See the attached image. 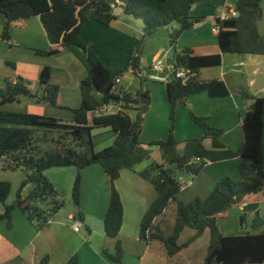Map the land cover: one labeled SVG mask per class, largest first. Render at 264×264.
<instances>
[{
  "label": "trees",
  "instance_id": "16d2710c",
  "mask_svg": "<svg viewBox=\"0 0 264 264\" xmlns=\"http://www.w3.org/2000/svg\"><path fill=\"white\" fill-rule=\"evenodd\" d=\"M117 1L125 15L143 21L144 30L138 46L129 51L126 67L112 72L81 37V31L88 22L96 21L110 26L117 19L113 14L114 5L107 0H0V14L6 20L1 34L3 41H11V29L15 22L35 17L39 19L49 42L48 50H36L37 55L56 56L75 46L84 51L89 64L88 74L80 84L81 105L73 110L74 120L71 122L5 108L19 104L21 98L58 107L60 89L51 83L52 68H43L39 92L33 93L31 82L22 77L15 82L6 79L0 86V159L9 156L12 162L8 168L25 167L30 170L32 174L29 180L35 184V189L27 198L19 195L13 204L6 205L11 185L0 182V203L4 204L0 224L7 221L11 227L12 213L18 208L39 231L44 230L49 226L52 215L63 207V202L58 200V192L44 172L58 167L78 168L73 199L79 205L81 172L92 165H100L110 184L109 207L103 227L108 237L117 239L124 221V205L116 182L123 170L136 171L139 165L150 160L151 148L158 146L162 162H153L138 172L141 178L152 184L158 195L142 218L140 239L147 245L154 242L161 244L171 259L208 229L210 245L204 264H264V232L225 236L217 225L218 219L234 207L254 202L260 196L264 198V97H254L247 91L240 93L253 103L242 121L243 143L237 152L222 143L221 129L212 127L208 118L195 115L187 105L191 95L201 92L212 99L230 95L223 80L203 81L199 77L202 68L221 64V53L264 56V36L258 30L264 0H238L235 7L238 17L216 19L219 54L200 57L195 56L191 49L181 52L174 49L173 71L186 69L191 72V77L186 82L171 78L165 84L171 119H174L177 107L182 105L188 109L191 120L204 131V138L184 142L183 153L178 151L179 143L174 136L173 125L165 140L151 144L141 142L143 115L150 104V93L142 89L132 93L118 89L117 85L129 67L138 74V55L145 39L166 29L170 32L173 46L184 32L201 22L202 18L191 14L198 0ZM174 21L176 25L170 28ZM110 105L119 110L107 112ZM134 109L137 114L132 118L128 111ZM95 128H111L115 136L113 144L96 151L92 134ZM205 139H211L212 148L204 145ZM236 157L241 158L239 181L225 177L207 198H196L189 203L178 200L183 187L180 178L184 173L197 176L208 163ZM47 203L49 209L45 208ZM172 203L176 205V221L171 235H167L161 222ZM75 218L83 220L84 215L79 211ZM186 228L195 230L196 234L185 245H179V236ZM114 251V255L107 250L104 254L114 264H125L120 241L116 243ZM41 264H49V257H44ZM66 264H80L78 255H73Z\"/></svg>",
  "mask_w": 264,
  "mask_h": 264
},
{
  "label": "crops",
  "instance_id": "0c3cea01",
  "mask_svg": "<svg viewBox=\"0 0 264 264\" xmlns=\"http://www.w3.org/2000/svg\"><path fill=\"white\" fill-rule=\"evenodd\" d=\"M225 2L235 8L238 0L215 2L198 0L192 8L191 14L193 17L202 18L201 22L195 24L193 29L184 32L173 48L179 52L191 49L195 56L200 57L219 54L218 34L213 32V28L216 26V18ZM113 14L117 19L110 26L102 25L96 21L88 22L81 31V37L94 50L103 64L110 71L116 72L126 67L129 51L137 47L138 40L143 37L144 25L132 21V17L125 15L120 6L114 7ZM5 22V17L0 14V86L6 79L15 82L18 77H22L32 84L40 83L43 68L50 67L52 68L51 83L60 89L58 107L49 104H30L25 110L16 109L14 105L5 108L50 116L67 122L73 121V110L81 105L82 100L80 84L89 71L84 51L72 46L56 56H39L36 54V50H48L49 48L46 33L39 19L33 17L15 22L11 29V41L9 42L1 39ZM168 41H170V32L166 29L158 31L152 38L145 39L141 53L138 55L140 70L138 74H135L129 67V75L123 76L119 80L118 84L121 89L135 93L139 89L137 85L134 86L137 78L142 80L141 77H144L146 83L154 62H166L168 59L170 50ZM136 57L137 54L134 58ZM221 57L222 62L219 66L202 68L199 77L203 81L223 80L230 95L225 98L212 99L207 93L201 92L191 95L187 100V105L195 115L208 118L212 127L221 129L223 131L220 138L222 143L226 148L237 152L243 143L242 121L253 103L252 100L241 96L240 93L247 91L254 97H264V56L221 53ZM163 86L164 90L160 88L159 95L156 97L157 111L159 114L162 112L168 114L170 105L166 101L165 84ZM150 97L146 122H148V116H154L152 115V94ZM20 103L23 102L20 101ZM182 108L185 107L182 105L177 107L178 114L185 112ZM131 111L137 114L135 109ZM188 128L191 129V138H204V131L196 124H188ZM187 137L184 138L185 141L189 139ZM112 138H115L114 133ZM178 143L182 145L181 142ZM204 145L208 149L212 148L211 139H205ZM161 162L162 158L158 160V163ZM240 163V157L208 163L204 171L217 167L219 171L218 174H214L215 176H212L209 171L207 173L202 171L199 175L192 176V180L188 179L187 181H184L185 178L181 176L183 187L178 195V200L189 203L196 198H207L222 178H233L232 175L240 178ZM136 171L123 170L120 179L116 182L124 205V221L117 239L108 237L103 227L110 200L108 176L102 167L92 165L81 172V202L88 199L97 217L94 223L91 220L92 216L87 214L89 212L83 213L84 218L81 221L87 229L89 237L83 238L79 236L81 231L76 233L71 228L74 234H78L76 236L80 238L78 245L73 247L64 231L67 227L62 221L54 219L44 230L37 231L22 212L14 210L12 226L9 227L7 221L0 224V264H39L43 255H50L49 264H66L75 254L78 255L80 264H114L104 254V251L107 250L108 253L114 251L118 241L121 242L126 254L140 257L138 264H188L182 260L178 261L182 258V250L169 259L164 247L159 243L157 244L161 248L160 252L154 249L155 242L147 245L145 249L144 242L140 239V224L144 214L158 195L152 184L138 175L141 170L137 169ZM56 174L64 177L67 185L70 181L74 183L77 176L76 169L59 171ZM47 178L56 188V182L52 180L51 176L48 175ZM56 189L58 191V188ZM254 202H259L264 207L263 197H258ZM234 208L240 209L239 206ZM231 210L217 221L218 228L223 235L243 236L264 232V227L258 230L252 229L253 215H251L246 220L244 229L247 231L251 228L253 232L243 233L238 214ZM3 212L4 206L0 204V214ZM72 216L73 214L69 215V220ZM46 234H49L50 239L44 237L47 236ZM150 248H153V252ZM182 259L184 260V258Z\"/></svg>",
  "mask_w": 264,
  "mask_h": 264
},
{
  "label": "rangeland",
  "instance_id": "374dc122",
  "mask_svg": "<svg viewBox=\"0 0 264 264\" xmlns=\"http://www.w3.org/2000/svg\"><path fill=\"white\" fill-rule=\"evenodd\" d=\"M261 7H262V18L258 22V30H259L260 34L262 36H264V1H262ZM132 21H134V22L137 21V22H140L144 25L143 21L140 19H135L132 17ZM128 71H129V69L126 72H124V74L120 77V79L123 76H128L129 75ZM116 72H119V71H116ZM119 80H118V83H119ZM125 80H128V79L125 78ZM136 85H137V88H139L137 91H139L140 89H142L144 91H148L150 94H152V100H153L152 101V104H153L152 115H154V116L153 117L148 116V118H147L148 122H146V116L148 113L146 112L143 115L144 116V124H143L142 134L140 137V140L142 143L151 144L155 141L165 140L170 133V129H171L172 125L174 127V136L178 142H181L180 144H182L185 141L184 138H186L187 136H189V137H187V138H189L188 140L193 139L190 137V136H192V133H191V129L188 128V124L189 125H195V124L191 120V116H190L187 108H182L185 110V112H183V114H178L177 110H176L177 114L175 113L174 119H171L170 110H169L168 114L166 112H162L161 114L158 113V111H157L158 110V103H157L156 97H157V95H159V89L164 88V86H163L164 84L157 83V82H154V81L149 80V79H147L146 83H145V81L137 78L134 86H136ZM117 88L121 89L120 84L117 85ZM30 89L33 93L39 92L40 91V83L39 82L33 83V84L31 83ZM20 101L23 103L15 104L14 106H16V109L18 108L20 110H25L28 105H30V104L35 105L36 104V102H33L28 98H21ZM169 109H170V106H169ZM159 110H161V108H159ZM128 113L132 118L136 117V113H134L133 111L130 110V111H128ZM145 122H146V124H145ZM158 129H160V130H158ZM92 134H93V141L95 144L96 151H101L104 148L112 145L114 142V139L112 138L113 132H112L111 128H95L93 130ZM158 136H161V137H158ZM158 138H161V139H158ZM151 149L153 152L151 159L148 161H145L144 163L139 165L137 167V169L143 170L147 166H149L151 163L158 162V160H160L162 158V153H161L160 148L158 146H153ZM178 151L180 153H183V151H184V145L183 144L178 146ZM11 162H12V159L9 156H6L5 158L0 159V181L1 182H8L11 185V191H10L8 199L6 200V205L13 204L17 200L19 195L22 198H27L31 194V192L35 189V184L29 180V176L32 174V172L30 170L25 169V167H18L16 169L8 168V164H10ZM68 169H76L77 174L79 173V169L75 168V167L74 168H68V167L67 168H59L58 167V168H51L49 170H46L44 172V175L46 177L48 175L51 176L52 180H54V182H56L55 186H56V188H58V191L56 188L55 189L58 192V196H59L58 200L63 202V207L57 213L52 215V217L50 218L49 224L54 219L62 221L67 227V228H65L64 231L66 232L68 239H70V245L74 247V246L78 245L80 238L78 236H76L78 234H74L73 230L71 229L72 228V221L69 220V215L73 214V216L76 217V213H77L76 210H77V208H79V211H81L82 213L89 212L87 214H90L92 216L91 220L94 223L96 222L97 217H96V213L93 209V206L91 205L90 201H88V199H86L84 202L80 201L79 205H77L75 203V201L73 199V186H74L75 180H74V183H72V181H70V183L67 185L65 182V178L62 177L61 175L56 174L59 171H66ZM207 171H209L212 174V176H215L214 174H218L219 170L217 167H214V168H211L210 170H207ZM207 171L205 170L204 172L207 173ZM182 176L185 178L184 181H187L188 179L192 180V178H193L192 175L187 174V173H184ZM232 176H233V178L230 177L232 180H234V181L240 180L239 177L237 178V177H235V175H232ZM81 177H82V173H81ZM0 204H2V203H0ZM2 205L4 206V204H2ZM45 208L46 209L50 208L48 203L45 205ZM175 208H176V205L174 203H172L170 205L169 209L166 211V216L163 217V220H162L163 222H161V224H162L163 228L165 229L167 235H171V233L173 231V227L175 226V221H176ZM16 210L18 212H22L18 208ZM231 212L238 214V219L240 222V228L242 229L243 233L244 232H253L251 228H249L247 231L244 229L245 224H246V220H248L250 217V215H249V217L245 218L246 210L241 211L240 209L238 210L237 208H234L233 210H231ZM243 217L245 219V223L242 222ZM76 219L80 220L79 218H76ZM241 222H242V224H241ZM251 227H252V225H251ZM99 228H100V226H99ZM36 230L39 231L37 228H36ZM47 233H49V232H47ZM195 234H196L195 230H193L191 228H186L181 233V235L179 236L178 244L179 245H185L188 242V240L191 239ZM46 235L47 236H44V237H46V239H50V236H48L49 234H46ZM79 236H81L83 238L89 237L87 229L84 226L81 229V234ZM144 245H145L144 247L146 249L147 244L145 242H144ZM209 245H210V232L207 229L202 233V235L198 239H196L194 241V243H191L189 246L184 247L182 249V258H184V260L181 258L178 261L182 260V262H186L188 264H204L205 257L208 253ZM153 246L157 252L161 251V248L157 243L153 244ZM122 249H123V247H122ZM150 250L153 252V248H150ZM109 252H110V254H113V255L115 254V251H109ZM123 252H124V254H123L122 261L125 264H138L140 262L139 261L140 257L138 255L132 256L131 254H126L127 252L124 251V249H123ZM165 253H166V251H165ZM47 256L50 259V255H43L42 259L44 257H47ZM187 259H188V261H187ZM41 261L42 260H40L38 263L41 264Z\"/></svg>",
  "mask_w": 264,
  "mask_h": 264
},
{
  "label": "built area",
  "instance_id": "2783aa9c",
  "mask_svg": "<svg viewBox=\"0 0 264 264\" xmlns=\"http://www.w3.org/2000/svg\"><path fill=\"white\" fill-rule=\"evenodd\" d=\"M210 2H215L218 0H208ZM239 14L236 11L235 8L229 6L226 2L223 6V8L219 11V14L216 19L225 20L228 18L238 17ZM214 33H219V27L215 26L213 28ZM174 65L166 66V62L164 61H155L152 65V71L149 74V79L161 83V84H167L171 76H174L176 79H181L183 82H186L191 77V72L186 69H179L176 72L173 71ZM119 109L113 105H110L107 107L106 111L109 113H113L118 111ZM246 203H243L239 206L241 211L246 210ZM70 220L72 221V228L74 232L79 233L81 229L83 228V223L76 219L74 216L70 217Z\"/></svg>",
  "mask_w": 264,
  "mask_h": 264
},
{
  "label": "water",
  "instance_id": "95a60500",
  "mask_svg": "<svg viewBox=\"0 0 264 264\" xmlns=\"http://www.w3.org/2000/svg\"><path fill=\"white\" fill-rule=\"evenodd\" d=\"M110 4L114 5V7L119 6V1L117 0H107ZM176 25V22H172L170 24V28L174 27ZM170 50H169V57L166 60V66L174 65L175 59H174V48L171 44V41H168ZM171 78H174V76H171ZM145 103V101H144ZM29 182V181H28ZM27 182V183H28ZM76 212H79V208H77ZM249 215H253V222H252V229L258 230L262 227H264V207L261 206L259 202H251L246 205V213L245 218L249 217ZM246 226V224H245Z\"/></svg>",
  "mask_w": 264,
  "mask_h": 264
}]
</instances>
